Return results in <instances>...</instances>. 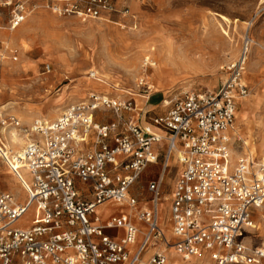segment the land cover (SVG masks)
Instances as JSON below:
<instances>
[{
    "label": "built area",
    "instance_id": "2783aa9c",
    "mask_svg": "<svg viewBox=\"0 0 264 264\" xmlns=\"http://www.w3.org/2000/svg\"><path fill=\"white\" fill-rule=\"evenodd\" d=\"M46 7L93 19L117 13L110 0ZM31 12L30 0H0V31H15ZM262 16L264 5L253 19ZM250 43L245 35L216 92L187 93L164 104L161 114L138 110L134 98L90 93L54 122L35 120L31 140L13 159L27 175L26 197L21 202L0 192V264H166L170 250L185 262L206 257L211 264H264V242L245 241L255 228L253 216L264 214V161L233 159L230 137L237 101L248 93L242 71ZM98 112L113 120L98 123ZM161 152L162 173L147 184L149 206H139L132 188ZM172 160L181 170L172 185L170 242L159 226V205ZM108 205L123 211L105 218L99 209ZM150 246L155 250L143 259Z\"/></svg>",
    "mask_w": 264,
    "mask_h": 264
},
{
    "label": "rangeland",
    "instance_id": "374dc122",
    "mask_svg": "<svg viewBox=\"0 0 264 264\" xmlns=\"http://www.w3.org/2000/svg\"><path fill=\"white\" fill-rule=\"evenodd\" d=\"M57 1L30 0L32 12L21 27L0 32V129H15L23 140L25 135L30 139L29 128L35 120L54 122L66 107L93 92L134 98L139 108L151 110L150 115L165 110L164 101L187 93H214L228 74L227 66L238 59L247 33L251 41L252 37L261 39V46L251 42L242 71L248 93L236 110L233 134L240 141L234 143L233 155L237 158L248 153L255 161L264 158L259 153L264 149V71H254L264 69L262 18L247 29L264 0H110L117 13L100 19L53 13L46 4ZM123 11L128 12L127 17L121 15ZM226 42L228 56L223 53ZM196 45L210 49L203 63L198 54H189V48ZM182 48L188 49L183 55L192 63L177 58L178 66L169 67V77L157 76L151 64L153 55L163 56L171 50L179 56L178 49ZM47 65L49 71L45 70ZM90 73L106 82L93 81ZM141 80L144 84L139 85ZM11 117L21 127L11 125ZM0 138L3 140L2 134ZM15 145H10L13 151L25 146ZM2 149L0 145V153ZM2 159L0 154V192H11L22 202L26 193L16 189L20 184ZM157 168L152 174L144 172L132 188L139 206L149 204L147 184L159 175L161 166ZM177 174L174 168L169 170L161 191L160 213L165 223L170 216L169 200L163 198L171 191ZM261 215L259 211L253 216L255 228L245 237L250 245L264 242V226L256 228L263 224ZM166 224L165 231L170 229ZM170 251L166 264L173 258L180 260ZM201 260L211 264L206 257Z\"/></svg>",
    "mask_w": 264,
    "mask_h": 264
},
{
    "label": "bare ground",
    "instance_id": "6f19581e",
    "mask_svg": "<svg viewBox=\"0 0 264 264\" xmlns=\"http://www.w3.org/2000/svg\"><path fill=\"white\" fill-rule=\"evenodd\" d=\"M226 37H229V33H227ZM252 38L253 39H252L251 42L254 43V45L261 46V39H259V38L256 39L255 37H252ZM227 42H228V40H227ZM227 42H226V46L227 47L223 51V53H225L226 56H228V53L226 54V52H229L230 51V48H229ZM229 45H230V42H229ZM224 46H225V44H224ZM206 49L207 50H205V48H202L201 45H196L194 48H189V51H190L189 54H191V53L198 54V60L203 63L206 60V56H208L209 54H211L210 49H208V48H206ZM148 50L149 49H147V51ZM187 50H188L187 48L178 49V51H179L178 55L179 56H175L174 53H172L171 50H168L167 51V54L166 55L164 54L165 56L164 55L162 56V53H158V54L153 55L154 60H153V62H151V64L155 68V70L157 71L156 72L157 76H160V77H162V76L163 77H169V75H170L169 67L178 66V64L175 63V62H177V58L182 59L183 62H186L188 64L192 63V59L190 57L183 55L184 53L187 52ZM227 58H229V57H227ZM182 60H180V61H182ZM247 60H248V58H247ZM98 74H99V72H98ZM98 79L106 82L102 78H98ZM142 81L143 80H141L139 82V85H141L143 83ZM167 103H168V101H164L163 105L164 104H167ZM17 131L18 130H15V129H10L9 131H7L5 128H1L0 129V132H1L0 134H2V138H3V140L0 138V145L3 147V149L1 150V153L0 154H1L2 158H3L2 160H4V162H6L8 164V167L7 168L10 171V173L14 174L13 176L15 178V181H18V183L20 184L17 176L20 177V179H21L22 185L20 184V187H17L16 189L19 190V191H21V192L23 191V193H26V190L29 189V185H28L27 181L24 178L25 175H23L22 172H20L18 170V168H19L18 167V164H16V163L13 162V159H14L15 155L21 151V148L18 151H16V150L13 151L12 148L10 147V145H11V143H13V144H17L15 146H18V147L21 146L22 147L23 144H26L31 139H27V135H25V137L23 136V138L25 140H23L21 138V135ZM259 153H261L262 154V157H263L264 156V149H260L259 150ZM262 160L264 161V158ZM6 174H9V173H6ZM11 179H13V178H11ZM168 198H170V197H168V195H165L163 199H165L167 201ZM261 214H262L261 215V218H263L262 219L263 220V222H262L263 224H261V226H259V227L257 226L256 227L257 229H260L261 227L264 226V214L263 213H261ZM202 261L203 260H201V257L194 258L190 262H187V263L186 262H181L177 258H173V259H171L169 261V264H202Z\"/></svg>",
    "mask_w": 264,
    "mask_h": 264
},
{
    "label": "crops",
    "instance_id": "0c3cea01",
    "mask_svg": "<svg viewBox=\"0 0 264 264\" xmlns=\"http://www.w3.org/2000/svg\"><path fill=\"white\" fill-rule=\"evenodd\" d=\"M105 16H107V17H110L111 15H105ZM104 18V17H103ZM262 18V20L264 21V16H262V17H259V18H255V19H252V20H254V21H252V23L250 24V22L249 23H247L248 25H247V29H251V27L254 25V23L256 22V21H258L259 19H261ZM262 21V23L264 24V22ZM264 30V25L262 26V31ZM1 32V31H0ZM8 32V31H7ZM263 34H264V32H263ZM245 35H247V33L245 34ZM255 36H257V35H255ZM252 46V43H250L249 44V46H248V48L249 47H251ZM249 52V51H248ZM247 58H248V56H247ZM254 71L255 72H257V71H264V69H259V68H255L254 69ZM254 80V79H253ZM93 81H96V82H99V83H104L103 81H101V80H98V79H94ZM93 93H96V92H93ZM96 94H101V93H96ZM103 95V94H102ZM105 96H107V95H105ZM144 99V98H143ZM148 100V98H146L145 99V104H147V101ZM243 99H241V100H238L237 101V107H238V105H239V103H240V101H242ZM136 102V101H135ZM136 105H137V103H136ZM137 108H139V106L137 105ZM141 109V111H143L144 109H142L141 107L138 109V110H140ZM166 109V108H165ZM236 110H237V108H236ZM144 111H148V113L150 114V112H151V110H144ZM165 110H161V112L163 113ZM161 112L160 113H154V114H151V115H158V114H161ZM237 112V111H236ZM95 120L98 122V123H108L110 120H113V117L110 115V113H108V112H106V113H102V112H98V113H96V115H95ZM235 121H236V114H235ZM234 129H235V127L231 130V132H230V137L232 138V140H233V146H234V143L236 142V141H240V139L239 138H237L236 136H234V134H233V131H234ZM161 146H163V145H161ZM233 146H232V154H233ZM250 156L252 159H254L255 160V158L251 155V154H248V153H245V154H242L241 156ZM240 157V156H239ZM238 158V157H237ZM233 159H236L235 157H234V155H233ZM261 161V160H260ZM163 162H164V158H163V153L161 152L160 153V155H159V158H158V162H156L155 164H151V165H149L143 172H142V174L145 172V174L147 175V174H152V173H154L155 171H157L158 170V168H157V166L158 165H160L161 166V171H160V173H159V175L162 173V165H163ZM178 161H176V160H172V161H170V163H169V169L168 170H166V172H165V174H164V179H165V176H166V174L169 172V170L171 169V168H174L175 170H177L178 171V174H177V176L179 175V173H180V170H181V167H180V165L177 163ZM141 174V175H142ZM158 175V176H159ZM157 176V177H158ZM176 176V177H177ZM157 177L156 178H154V179H151V180H149V182H151V181H153V180H155V179H157ZM148 182V183H149ZM163 188V187H162ZM171 192H172V188H171V191L168 193V194H164V195H168V197H170V198H168V200H169V202H168V208L170 207V200H171ZM163 195V196H164ZM149 206V204L146 206V205H144V207H148ZM99 211H100V213H102V216L104 217L105 216V218L106 217H108V216H110V215H112V214H117V213H119V212H121V211H123V209H121V208H119V207H115V206H110V205H108V206H103V207H101L100 209H99ZM161 207H160V205H159V226H160V228H161V230L163 231V233L165 234V236H166V238L168 239V240H174V238L172 237V233H171V223H170V211H169V218H168V220L169 221H167V222H169L168 224H169V230H166L165 231V228H166V226H167V222L165 223V222H163V220H162V218H161ZM165 225H164V224ZM142 228H143V226H142ZM167 229V228H166ZM106 234L107 235H110V236H116V237H120L121 235H122V231L121 230H107L106 231ZM139 240H140V238H139ZM155 250V248L153 247V246H150L149 248H148V250H147V252L144 254V256H143V259H146V258H148V256L153 252ZM170 252L171 251H169V252H167V259H168V257H169V254H170ZM173 254H175L178 258H180L176 253H174V251H173ZM180 260L181 261H183L181 258H180ZM185 262V261H184ZM187 263V262H186Z\"/></svg>",
    "mask_w": 264,
    "mask_h": 264
}]
</instances>
